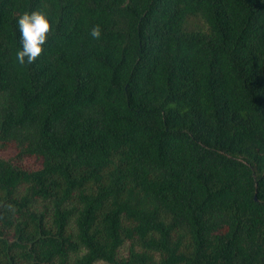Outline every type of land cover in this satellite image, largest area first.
I'll list each match as a JSON object with an SVG mask.
<instances>
[{
	"label": "trees",
	"instance_id": "obj_1",
	"mask_svg": "<svg viewBox=\"0 0 264 264\" xmlns=\"http://www.w3.org/2000/svg\"><path fill=\"white\" fill-rule=\"evenodd\" d=\"M0 264H264V0H0Z\"/></svg>",
	"mask_w": 264,
	"mask_h": 264
},
{
	"label": "clouds",
	"instance_id": "obj_2",
	"mask_svg": "<svg viewBox=\"0 0 264 264\" xmlns=\"http://www.w3.org/2000/svg\"><path fill=\"white\" fill-rule=\"evenodd\" d=\"M17 26L20 33L22 49L16 53V60L19 64H32L44 51L49 34L52 32V24L47 15L39 10L24 12L17 18ZM102 31L99 25L90 29L89 35L99 40Z\"/></svg>",
	"mask_w": 264,
	"mask_h": 264
}]
</instances>
